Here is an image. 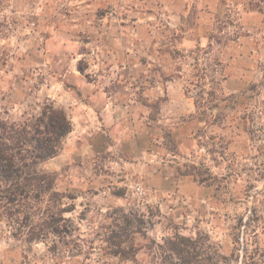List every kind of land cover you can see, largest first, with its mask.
<instances>
[{
	"label": "rangeland",
	"instance_id": "1",
	"mask_svg": "<svg viewBox=\"0 0 264 264\" xmlns=\"http://www.w3.org/2000/svg\"><path fill=\"white\" fill-rule=\"evenodd\" d=\"M256 1L254 8L259 5L264 11L263 1ZM79 5L80 0H0V111L8 118L18 120L24 111L33 112L45 98L58 106L61 101H71L75 98V93L68 90L72 76L91 82L103 73L89 71L94 63L101 67L108 61L117 63L114 56L91 52L95 47L105 49L110 41L98 36L94 39L91 29H121L128 34L138 31L130 21L136 19L134 11L112 5L81 10ZM100 16L104 22H88L90 17ZM219 20L214 21L211 34L222 41L234 37L237 30L227 23H233V13ZM144 31H150V27ZM135 41L127 37L119 44L142 51ZM198 50L189 56L179 51L171 55L181 70L174 77L183 83L186 94L200 103L194 117L201 118L205 125L193 130L197 151L181 157L175 146H170L172 142L165 135L168 131L160 128L159 133L162 146L170 155H177L172 164L176 173L189 177L185 191L178 193L174 190L177 187L145 173H130L133 168L128 162L112 164L120 172L111 166L106 169V163L117 160L106 153L65 164L51 160L44 166L55 174L58 191L76 196L75 221L86 212V219L78 220L83 231H100L104 214L107 227L112 208H133L145 219L152 217L153 226L145 236L135 238L139 249L135 260L122 261L104 249L80 250L73 246L72 239L50 252L46 247L49 244L29 245L15 240L0 224V264H157L152 242L160 244L175 233L186 237L208 235L225 256L234 252L239 263L245 255L253 256L256 264H264V60L245 90L232 93L220 84L219 75H214L211 56ZM130 53L126 52L122 61L126 66L152 63L150 56ZM153 71L149 72L151 79ZM210 92L213 95L206 94ZM151 106L155 109L154 104ZM176 163L180 166L175 167ZM187 172L191 174L184 175ZM203 179L212 185L201 183ZM106 180L112 183V189H106ZM134 185L143 190L142 198L134 195Z\"/></svg>",
	"mask_w": 264,
	"mask_h": 264
},
{
	"label": "crops",
	"instance_id": "2",
	"mask_svg": "<svg viewBox=\"0 0 264 264\" xmlns=\"http://www.w3.org/2000/svg\"><path fill=\"white\" fill-rule=\"evenodd\" d=\"M256 2L84 0L83 3L80 0L81 10L86 7L97 10L99 6L112 5L134 11L136 19L130 21L138 31L128 34L121 29L90 30L94 39L98 36L110 40L105 49L95 47L91 52L114 56L117 63L108 61L106 67L94 63L89 71L103 70V73L91 82L72 76L68 90L75 93V98L61 101L72 121V131L61 153L53 160L65 164L75 162L76 158L80 162L88 155L106 153L118 160L106 163V169L111 166L115 172H120L112 164L119 166L128 162L133 168L130 173L138 176L145 173L162 184L177 187L174 190L178 193L185 191L184 184L188 183L189 177L176 173L173 159L179 154L183 157L197 151L193 130L205 124L201 118L194 117L196 107L193 98L186 94L183 83L174 77L176 73L181 74V70L171 55L179 51L189 56L198 49H205L210 42L214 21L226 13L227 17L233 13V23L240 26L237 38H229L219 45L212 40L211 51H201L211 56L213 73L219 75L220 84L224 83L229 92L245 90L256 74L258 64L264 60V11L259 5L254 8ZM104 21L102 16L88 20L90 24ZM148 27L150 31L145 32ZM127 37L138 40L137 45L142 51L128 49L125 45L121 47L119 41ZM128 51L133 56H150L152 63L126 66L122 61H125ZM152 68L154 79L149 76ZM160 128L168 131L177 155H170L162 146ZM178 166L180 164L176 163L175 167ZM111 186L112 183L106 180V189H112L109 188ZM158 188L161 190L160 185Z\"/></svg>",
	"mask_w": 264,
	"mask_h": 264
},
{
	"label": "trees",
	"instance_id": "3",
	"mask_svg": "<svg viewBox=\"0 0 264 264\" xmlns=\"http://www.w3.org/2000/svg\"><path fill=\"white\" fill-rule=\"evenodd\" d=\"M217 21L221 20L217 18ZM227 23L237 30L234 35L237 38L240 26ZM209 38L208 46L202 49L205 53L211 51L212 40L219 45L229 39L222 41L212 34ZM199 104L194 102L196 109ZM71 131L72 121L66 110L48 98L33 112L24 111L18 120L0 111V224L15 240L29 245L49 244L46 247L50 252L73 240V246L80 250L82 247L87 252L104 249L109 256L134 261L139 251L135 238L145 236L153 226L152 217L145 219L144 214L133 208H112L107 227L104 214L100 231H83L78 222L86 219V212L78 215L79 221L72 217L76 196L58 191L55 174L44 169L61 153ZM165 135L170 143L169 133ZM188 174L191 173L184 175ZM200 182L212 185L207 179ZM152 244L156 248L157 264H256L253 256H242L240 263L234 252L225 256L205 234L186 237L175 233L160 244Z\"/></svg>",
	"mask_w": 264,
	"mask_h": 264
},
{
	"label": "built area",
	"instance_id": "4",
	"mask_svg": "<svg viewBox=\"0 0 264 264\" xmlns=\"http://www.w3.org/2000/svg\"><path fill=\"white\" fill-rule=\"evenodd\" d=\"M134 195L138 198L143 197V190L140 187H138V185H134Z\"/></svg>",
	"mask_w": 264,
	"mask_h": 264
}]
</instances>
